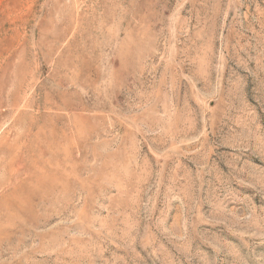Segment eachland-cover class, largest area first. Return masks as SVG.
Wrapping results in <instances>:
<instances>
[{"label": "rangeland", "instance_id": "rangeland-1", "mask_svg": "<svg viewBox=\"0 0 264 264\" xmlns=\"http://www.w3.org/2000/svg\"><path fill=\"white\" fill-rule=\"evenodd\" d=\"M0 264H264V0H0Z\"/></svg>", "mask_w": 264, "mask_h": 264}]
</instances>
